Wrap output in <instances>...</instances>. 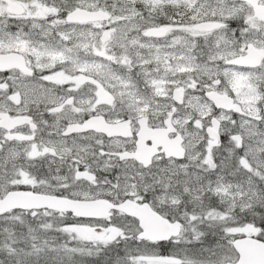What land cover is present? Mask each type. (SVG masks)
<instances>
[{
  "label": "snow or ice",
  "instance_id": "1",
  "mask_svg": "<svg viewBox=\"0 0 264 264\" xmlns=\"http://www.w3.org/2000/svg\"><path fill=\"white\" fill-rule=\"evenodd\" d=\"M0 264H264V0H0Z\"/></svg>",
  "mask_w": 264,
  "mask_h": 264
}]
</instances>
